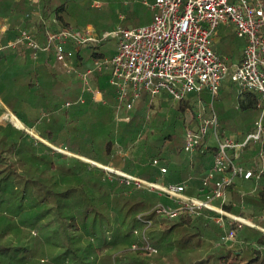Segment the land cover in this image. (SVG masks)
<instances>
[{"label": "trees", "instance_id": "16d2710c", "mask_svg": "<svg viewBox=\"0 0 264 264\" xmlns=\"http://www.w3.org/2000/svg\"><path fill=\"white\" fill-rule=\"evenodd\" d=\"M67 3L68 0H43L44 17L48 18L54 13L63 27L72 26L66 18ZM33 11L28 0H12V5L7 9L3 7L0 10V21L8 18L9 28L5 33L0 31L1 42L18 37V26L27 12L30 15H27L29 19H25L24 29L34 33V26L42 36L43 20L31 14ZM105 56L99 50V45H94L80 59L88 61L91 57ZM13 58L14 53L5 47L0 49V98L5 107L21 119L27 128L34 129L38 136L11 122L0 123V209L9 200L8 197L3 198L2 189L5 185H14L17 180L25 186H22L24 194L28 191L31 193L34 206L45 208L43 213L48 211L50 217L47 221H39L40 212V215L37 213V216H31L30 220L34 226L40 223L46 229H55L59 234L61 244L56 245L55 256L48 260L49 264H88L87 259L90 260L92 254L112 246L123 245L126 246L123 251H127L134 242L130 238L138 224L137 215L155 203L156 195L125 184L121 175L106 173L103 168L92 165L80 156L112 164L120 170L146 179L162 178L161 167H167L166 181L184 182L193 175L192 181L197 182L196 177L202 174L203 168L209 163L215 147L211 145L204 152L201 151L203 146L198 147L193 159H188L184 153L183 134L191 125L184 116L193 110L196 117L194 99L191 96L184 98L167 115L151 113L153 104L149 105L144 95L131 111V118L116 126L115 89L105 83L103 74H100L98 84L104 91L107 105H96L88 101L67 107L64 106L66 101L80 95L81 84L74 82L70 75L56 71L52 53H44L38 60L34 59L36 61L9 68ZM81 66L85 67L83 64ZM230 83L220 97L221 102L224 101L225 105L234 110L235 102L239 103L240 120L245 111H259L258 97L254 93L246 91L236 96L234 88L237 86L233 81ZM5 107L0 106V113L5 111ZM151 114L153 124L149 119ZM236 123H221V135L253 127L247 123L240 128ZM117 145L123 149L122 153L117 152ZM54 146L67 148L75 155L59 151ZM248 147L251 148L249 153L240 156L243 162L252 161V154L264 149V141L252 143L245 149ZM258 172L256 169L255 175L237 188L234 185L229 187L238 207L232 202L225 207L239 215L251 216L256 223L264 225V220L255 217L264 213V170L259 175ZM30 185L32 190L28 189ZM243 203L248 204L249 209L244 210L241 207ZM6 213L8 211L1 212L0 217ZM150 217L152 225L157 224L161 230L182 228L176 233L180 239L187 241L185 246L177 249L182 255L187 254L191 246L200 247L199 240L207 239L203 244L207 245L209 253L199 255L195 263L191 259L192 264H264V230L256 226L235 223L233 227L237 228L236 239L241 247L233 249L221 239L220 244L213 245L212 238L221 237L223 230L212 221L190 216L170 219L155 213ZM12 228L11 221L0 220V264H32L31 254L36 251L35 245L27 244L29 241L24 245L21 240V246L17 244L12 247L9 238ZM32 229L34 235L33 231L37 230ZM188 235H194L193 243L197 241L199 244H191ZM171 236L165 235L160 243L154 244L159 248L158 253L169 250L171 243L168 238ZM172 237L175 241L176 238ZM164 239L165 247L162 244ZM116 252L115 257L120 253ZM134 252L133 256L122 263L127 264L131 260V263L136 261L135 264H183L177 257L178 251L165 253L163 260L154 257L155 254L147 257L141 250ZM172 256L177 258L173 259Z\"/></svg>", "mask_w": 264, "mask_h": 264}, {"label": "built area", "instance_id": "2783aa9c", "mask_svg": "<svg viewBox=\"0 0 264 264\" xmlns=\"http://www.w3.org/2000/svg\"><path fill=\"white\" fill-rule=\"evenodd\" d=\"M144 3L153 11L148 24L119 25L102 36L90 26L60 29L47 26L45 42L28 29H21L9 45H25L32 50L35 59L40 52H52L60 69L80 79L81 93L76 99L66 101L64 106L67 107L85 103L87 94L95 101L106 103L103 91L94 84L97 75L106 74L109 85L115 89L118 122L131 118L130 111L144 95L152 104L156 99L165 98L179 102L196 93L199 110L195 120L191 118V125L185 129L184 151L193 155L198 147L207 148L209 140H214L215 145L212 164L201 177L196 194L187 192L185 182L151 181L112 167L103 168L121 175L126 184L136 189L156 192L170 199L171 203H156L137 215L145 226L144 249L147 252L158 250L146 236V228L153 223L150 217L153 213L173 219L179 216L194 218L209 212L207 216L223 230L221 241L235 240V223H253L226 209L227 192L238 179L247 180L255 175V170L238 158L248 145L264 141V0H144ZM222 24L232 26L235 34L246 41L242 60L235 67L229 63L228 56L214 49V36ZM110 37L118 41L113 55L95 57L94 63L84 68L78 64L77 55L82 48ZM227 78L237 84L239 94L249 91L258 97L260 115L253 131L242 140L221 135L218 114L213 107L206 113L200 97V93L208 90L213 103ZM54 148L67 152L66 148ZM260 154L264 155L263 148ZM263 170L260 169L258 175ZM161 172H167V167H161Z\"/></svg>", "mask_w": 264, "mask_h": 264}, {"label": "rangeland", "instance_id": "374dc122", "mask_svg": "<svg viewBox=\"0 0 264 264\" xmlns=\"http://www.w3.org/2000/svg\"><path fill=\"white\" fill-rule=\"evenodd\" d=\"M95 2H99L100 5L94 6L93 4ZM126 0H68V7L66 8L67 14L66 18L67 20L72 24L75 28H81L89 25L92 27L96 33L100 36L103 35L104 32L113 30L119 25L127 24L129 26H139L142 24H146L148 22H151L153 17V11L152 9L145 5L142 0H130L131 7L128 8L125 5ZM99 45V50L103 53H105L106 56L111 55L116 51L118 41L114 37H110L109 39L97 43ZM89 48V46H88ZM89 63H92V58L89 59ZM196 94V93H195ZM195 94H191L190 96L194 99V109L195 111H198L199 103L196 101ZM239 94V93H238ZM164 96H167L165 93ZM200 97H202L204 103L206 106L214 107V110L218 114V118L220 119V124L229 123L230 125L234 124V121L240 120L238 117V109L234 110L232 107H229L228 105H225L224 101L221 102V98L218 96L215 98L214 102L212 103V95L211 93L206 90L202 93H200ZM179 102H175L171 100L170 98H165L163 101L154 100L152 102V111L151 113H157V114H167L169 115L171 111L174 109V107H178ZM163 103L164 105L162 106ZM236 105V102L235 104ZM0 106H4L5 104L0 101ZM198 106V107H197ZM206 108V113H209L208 108ZM6 108V107H5ZM191 111V112H190ZM184 118L186 117L187 121L191 123V118L195 120V117L193 115V110H190ZM13 112L9 110L8 108L5 109L4 112L0 113V123L1 124H8L11 121L15 123L20 128H25L26 125L24 122H22L21 119L20 122L17 121V119L12 115ZM260 112L258 110H248L245 111L242 117V120L244 123H248L249 125H253L255 127V119L258 117ZM153 114L149 117L150 121ZM241 115V114H240ZM156 118V117H155ZM156 122V120H155ZM151 124L153 122L151 121ZM227 124V125H229ZM241 125H243L241 123ZM27 128V127H26ZM33 134L37 135V133L34 131V129L28 128ZM183 129V128H182ZM229 131V130H228ZM57 147V146H54ZM89 162V161H88ZM93 165V164H92ZM14 185H5L2 189V195L4 197H8V202L5 201L3 205H1L2 209H0L1 212L8 211L6 215H2L0 217V220L3 219L4 221H11L13 223V228L11 229V234H9L10 241L12 242L10 245L12 247L19 244L21 246V240L23 241V244H34L36 251L33 252L31 255L33 256V260L31 261L32 264H49L48 260H50L53 256H55V248H57L56 245L61 244V239L59 237V234L55 232V229L52 228H45L43 225L38 223L36 226L31 223L32 221L31 216H35L37 213L40 215L41 218L39 221H47L48 219V211L46 210L43 213V209L40 206L35 207L34 202L32 200L31 193H23V184L20 182L18 183L17 180H15ZM23 186V188H22ZM31 185L28 186L29 190L31 189ZM145 192H148L150 195H156V203H171L170 199L167 197H160L156 192H149L145 189H142ZM157 195L159 198H157ZM233 196L227 192V202H230L233 200ZM7 200V198H6ZM237 202V201H236ZM235 207H238V203L235 205ZM40 212V213H39ZM37 216V215H36ZM50 217V216H49ZM138 224L136 225L135 229L133 230V233L131 234V240L134 242L131 247H128L127 251L126 246L120 245V246H112L107 248V250H101L97 251L96 254H92L90 257V260L87 259L89 262L88 264H123L122 261L127 260V258L133 256L135 254L134 251L141 250L143 251L147 257L154 255V257H161V260L165 258V253H173L178 251V259L180 260V263L183 264H192L195 263L196 260L199 259V255H205L208 252L206 250L207 245H204L203 243L207 242V239L205 240H199L198 242H201V246H191L190 250L187 252V254L182 255L181 251L177 250L179 247L187 243V241H184V239L179 238V233L181 230H179L181 227H177L172 230H161L160 227L156 225H152L148 228H146V236L152 243V245L156 244V242L160 243L161 239L165 235H172L176 239L173 241V237L168 238V242L171 243L169 246V250H166L164 252L160 251L158 253V250L153 253L147 252L145 248L146 240L144 238L143 232L145 230L144 224L141 223V221L138 220ZM15 225V226H14ZM32 228L36 229L37 231H33L34 235H32ZM182 229V228H181ZM179 230V231H178ZM192 232V231H191ZM24 233V235L22 234ZM36 234V235H35ZM159 236V237H158ZM195 236L194 235H188V239L193 240ZM198 240V239H197ZM166 239L162 241V244L166 245ZM197 241L196 244H199ZM111 243V242H110ZM193 241L191 244H195ZM213 245L220 244V236H214L212 238ZM133 244H137L135 247ZM227 246H230L233 249H239L240 243L238 244L237 239L229 241L226 243ZM225 244V245H226ZM9 245V244H8ZM186 245V244H185ZM184 245V246H185ZM157 247L156 245H154ZM173 247V248H172ZM134 250L133 252L130 250ZM157 249H159L157 247ZM186 250V248H184ZM103 251V252H102ZM115 251L116 253L120 252L117 257H115ZM123 251V252H121ZM175 252V253H176ZM91 253V252H90ZM176 256H172L173 259L177 258ZM204 257V256H203ZM191 259L193 260L192 263H190ZM133 261L131 263V260L127 261V264H135ZM163 263V262H162ZM161 263V264H162ZM166 263V262H164ZM12 264H18V263H12ZM137 264V263H136Z\"/></svg>", "mask_w": 264, "mask_h": 264}, {"label": "crops", "instance_id": "0c3cea01", "mask_svg": "<svg viewBox=\"0 0 264 264\" xmlns=\"http://www.w3.org/2000/svg\"><path fill=\"white\" fill-rule=\"evenodd\" d=\"M143 1V3H144V0H142ZM149 2H154V0H149ZM28 3H29V5L32 7V9L34 10L33 11V13H31V14H35V17H40L42 20H43V23H44V34L41 36V34L39 33V31L37 32L36 30H35V28L36 27H34V26H32L34 29H33V31H34V33L31 31V33L37 38V39H39L41 42H45L46 41V27L47 26H50L51 28H53V29H60V28H62L63 26L61 25V23L58 21V19L56 18V15L54 14V13H52L48 18H45L44 17V15H43V0H34V1H31V0H28ZM145 4V3H144ZM10 5H12V0H0V10L3 8V7H5L6 9L8 8V6H10ZM125 5H126V7H128V8H130L131 7V3H130V0H126V2H125ZM146 5V4H145ZM148 6V5H147ZM30 15V13L29 12H27L26 13V15L24 16L23 15V20L20 22V24H19V29H18V31L19 30H21V29H24L25 27V19H29V18H27V15ZM148 23H150V22H148ZM148 23H146V24H148ZM142 25H144V24H142ZM87 26H89V25H87ZM129 26V25H128ZM8 28H9V20H8V18H4V20H2V21H0V31H1V33H5L7 30H8ZM37 33H36V32ZM14 39L12 38V39H9V40H7L5 43H3V42H1V34H0V49H2V47H5V49H7V50H9L10 52H12V53H14V58H13V63H11L10 65H9V68H17V67H19V66H21V65H23V64H25V63H30V62H32V61H36V60H38V58L41 56V55H43L44 53H47V54H50V53H52V52H40V54H39V56H38V58H36V60H34L35 58L33 57V55H32V50L30 49V48H28V47H26L25 45H22V46H20V44L19 45H17V46H15V47H12V46H10L9 44H10V42L11 41H13ZM245 43H246V41L243 39V38H240V37H238L236 34H235V32H234V29H233V27L232 26H230V25H227V24H222V25H220L219 27H218V29H217V32H216V34H215V36H214V49H216L217 50V52L218 53H220V54H222L223 56H228L229 57V63L231 64V66L232 67H235L237 64H239L240 62H241V60H242V56H243V48H244V46H245ZM91 46H94V45H91ZM90 47V46H89ZM87 49H89L88 47H85V48H82V50L78 53V55H77V61H78V64L81 66L82 64L85 66V67H87V66H90V65H92L94 62V58L95 57H91L92 58V63H89V59H88V61L87 60H85V58H82V59H80V56H84V54H85V52H86V50ZM52 56H53V58H52V60H53V67L56 69V71H58L59 73H62V74H66V75H70V74H67V73H65L62 69H60V67L56 64V62H55V59H54V55H53V53H52ZM82 67V66H81ZM104 75V81H105V83H108V81H107V75L106 74H103ZM72 78H73V80H74V82H80V84H81V81H80V79L78 78V77H76V76H74V75H70ZM99 76H100V74L99 75H97V77L94 79V84L97 86V87H99V89H101L102 90V88L100 87V85L98 84V78H99ZM230 82H232V80L230 79V78H227L225 81H224V83H223V85H222V88H221V91H220V94L218 95L219 97H222V95H223V92H224V89L225 88H228L229 87V84H231ZM109 84V83H108ZM236 84V83H235ZM236 86H237V84H236ZM236 90V91H235ZM103 91V90H102ZM234 91H235V94H236V96L237 95H239L238 94V86L236 87V88H234ZM103 94H104V91H103ZM105 96V95H104ZM195 97H196V95H195ZM243 97V96H242ZM106 98V97H105ZM202 98V97H201ZM76 99V98H75ZM74 100V99H73ZM196 102L198 103V99H197V97H196ZM0 101L2 102V103H4L3 101H2V99L0 98ZM88 101H90V102H92V103H94V104H96V105H107V99H106V103H103V102H98V101H95L93 98H92V95H90V94H87L86 95V102H88ZM161 101H163V99H161ZM237 101V100H236ZM85 102V103H86ZM202 103H203V105H205L206 106V104L204 103V101H203V99H202ZM81 104V103H80ZM84 104V103H83ZM149 104V103H148ZM162 104V106L164 105L163 103H161ZM115 105H116V103L114 104V110H115V114H114V121H115V124H116V126H119L121 123H123V122H125V121H127V120H123V121H121V122H118L117 120H116V107H115ZM149 105H151V104H149ZM198 107V106H197ZM207 107V106H206ZM208 108V107H207ZM235 108L236 109H240V107H239V103H236V105H235ZM208 109H210V107L208 108ZM213 109H214V107H213ZM259 109V108H258ZM132 111V110H131ZM131 111H130V115H131ZM259 112H260V110H259ZM12 115H14V116H16L15 114H13L12 113ZM260 115V114H259ZM259 117V116H258ZM258 117L255 119V121L258 119ZM16 118L17 119H19L17 116H16ZM220 120V119H219ZM236 124L238 125V127L239 126H241L240 128H242L246 123H244L242 120H236ZM11 123H13L12 121H11ZM241 123L243 124V125H241ZM16 127H18V128H20L19 126H17L15 123H13ZM219 125H220V122H219ZM254 125H255V123H254ZM26 128V127H25ZM27 130H28V132H30L31 134H33V132H31L28 128H26ZM253 129H254V127H252V129H250V130H244L243 128L242 129H239V130H235V131H233V132H231V133H229V134H227V136H233V137H236V139H238V140H242L244 137H245V135L247 134V133H249V132H251V131H253ZM35 135V134H34ZM184 135V134H183ZM35 136H38V135H35ZM207 143H208V147L209 146H211V145H214V140H209V141H207ZM257 143H261V142H257ZM251 145V144H250ZM207 147V148H208ZM214 147H215V145H214ZM207 148H205L204 146L202 147V149H201V151L202 152H204L205 150H207ZM250 149L251 148H249L248 147V149H245L244 151H243V153H249V151H250ZM66 150H67V154H70V155H75L74 153H72L71 151H69L67 148H66ZM123 149H121L120 148V146H118L117 145V152H119V153H122L123 151H122ZM261 150L262 149H259V150H257V152H255V153H253L252 154V156H251V159H252V161H241V159H240V157L238 158V161L239 162H241V163H243V164H245L247 167H251V168H253L254 170H256V169H258V171L260 170V169H262V168H264V155L262 156L261 154H260V152H261ZM198 151V150H197ZM197 151L193 154V155H189V154H187L185 151H184V153H185V155H186V157L188 158V159H193V157L196 155V153H197ZM242 153V154H243ZM241 154V155H242ZM82 159H84V160H86V161H89L91 164H93V165H97V166H99V167H101V168H103V166H108V167H112L114 170H119V171H123V172H126V173H128V174H131V175H134V176H136V177H139V178H142V179H146V178H143V177H140L139 175H137V174H134V173H132V172H128V171H124V170H120V169H118V168H116L115 166H113L112 164H104V163H101V162H99V161H96V160H92V159H89V158H87V157H84V156H80ZM212 160H213V154L210 156V161H209V163L203 168V171H202V174L198 177H196V180H197V182H193L192 180V177H193V175H192V177L191 178H189V179H186V180H184V182L185 183H187V192L189 193V194H196L197 193V191H198V187H199V185H200V182H201V177L203 176V174L205 173V171L211 166V164H212ZM104 169V168H103ZM105 170V169H104ZM106 171V173H114V172H109V171H107V170H105ZM168 171V170H167ZM115 174H117V173H115ZM166 174H167V172H165V173H162V178H160V179H158V180H151V179H146V180H151V181H161V182H175V181H166L165 180V176H166ZM119 175V174H118ZM111 178V177H110ZM122 181H124L123 180V177H122ZM244 181H246L245 179H238L237 181H236V183L234 184V187H238V186H240ZM124 183H125V181H124ZM180 183V182H179ZM126 184V183H125ZM229 191V193L231 194V196H233V192H232V190H228ZM233 203L234 204V206L236 205V202L234 201V198H233V200H231L230 202H228V203ZM154 205V204H153ZM152 205V206H153ZM151 206V207H152ZM150 207V208H151ZM241 207L244 209V210H247V209H249V205L248 204H246V203H243L242 205H241ZM149 208V209H150ZM149 209H147V210H149ZM147 210H145V211H147ZM145 211H143V212H145ZM232 213H234V214H236V215H239L237 212H235V211H231ZM142 213V212H141ZM208 214H210L209 212H206L204 215H201V216H199V217H201V218H203L204 220H206V221H212L214 224H216L217 226H219L218 224H217V222L214 220V219H212L210 216H207ZM240 216H242V215H240ZM243 217H245V218H247V219H249L252 223H253V225H250V226H256L257 228H260V229H262V230H264V225H262V224H259V223H256V221L251 217V216H243ZM255 217H258L260 220H264V213L263 214H261V215H256ZM194 218H196V217H194ZM220 227V226H219Z\"/></svg>", "mask_w": 264, "mask_h": 264}, {"label": "bare ground", "instance_id": "6f19581e", "mask_svg": "<svg viewBox=\"0 0 264 264\" xmlns=\"http://www.w3.org/2000/svg\"><path fill=\"white\" fill-rule=\"evenodd\" d=\"M13 114H14V113H13ZM17 121H18V122H20V120H19V119H17Z\"/></svg>", "mask_w": 264, "mask_h": 264}]
</instances>
